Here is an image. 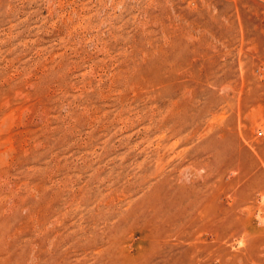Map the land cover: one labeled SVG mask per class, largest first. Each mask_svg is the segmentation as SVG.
Segmentation results:
<instances>
[{"label":"rangeland","instance_id":"obj_1","mask_svg":"<svg viewBox=\"0 0 264 264\" xmlns=\"http://www.w3.org/2000/svg\"><path fill=\"white\" fill-rule=\"evenodd\" d=\"M0 264H264V0H0Z\"/></svg>","mask_w":264,"mask_h":264}]
</instances>
